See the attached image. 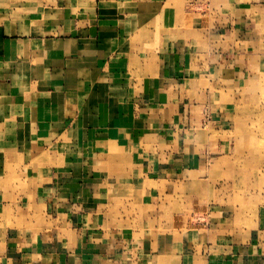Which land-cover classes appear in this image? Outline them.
Wrapping results in <instances>:
<instances>
[{"label": "crops", "instance_id": "crops-1", "mask_svg": "<svg viewBox=\"0 0 264 264\" xmlns=\"http://www.w3.org/2000/svg\"><path fill=\"white\" fill-rule=\"evenodd\" d=\"M263 92L264 0H0V264H264Z\"/></svg>", "mask_w": 264, "mask_h": 264}, {"label": "rangeland", "instance_id": "rangeland-1", "mask_svg": "<svg viewBox=\"0 0 264 264\" xmlns=\"http://www.w3.org/2000/svg\"><path fill=\"white\" fill-rule=\"evenodd\" d=\"M261 53L263 54L262 50H261ZM261 95H262L261 101L254 102L252 107H251L252 110H254L256 112H259V111L263 112L264 111V92L261 93ZM247 104H248L247 101L241 102L238 104V107H239V109H248V108H250V106H247ZM223 134H224V136L222 138L224 140L229 141L230 143L232 141H234L235 137L238 136V134H235V133L232 134L231 132L223 133ZM214 136L217 137L215 134H214ZM239 136H241V135H239ZM251 137H252L251 146L253 147L255 145L257 147V149H259V148H261V149L259 151L258 150L257 151L256 150L249 151L248 142H245L246 144L239 145L238 147L235 144V147H234V150L232 151L231 157H233V158L236 157V158H240V159H247L248 157H257V158L264 157V134L256 135V138L258 139L256 141H253V138L255 137V135H251ZM211 139L213 140V142L220 140V139H213V137ZM246 139H247V137H246ZM198 140H199V136L197 135V141ZM209 140H210V137H209ZM210 151H212V150L210 149ZM212 156L213 157L215 156L214 151H213ZM232 168L235 169L233 172L226 173L222 176H219V174L216 173L217 171L210 172L209 177H211V179L214 180L213 184L215 186L222 185V186H224L225 190H230V192H235V194H237V195L238 194H244L246 196L249 194L253 195V192L257 189L258 190L263 189L261 186H262V184L264 185V183H261V184L259 182H256V184L253 183L254 177L255 178L261 177L259 175L261 171L260 172L254 171V172H251L250 174H248L247 167L244 165H240V166L235 165L234 167L231 166V169ZM249 175H250V177H249ZM251 180H252V182H251ZM239 204H241V202ZM245 205H242V206H245Z\"/></svg>", "mask_w": 264, "mask_h": 264}]
</instances>
